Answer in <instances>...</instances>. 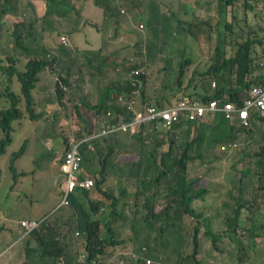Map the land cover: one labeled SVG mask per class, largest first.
Masks as SVG:
<instances>
[{
	"label": "trees",
	"instance_id": "obj_1",
	"mask_svg": "<svg viewBox=\"0 0 264 264\" xmlns=\"http://www.w3.org/2000/svg\"><path fill=\"white\" fill-rule=\"evenodd\" d=\"M15 1L0 0V39L8 37L5 25L12 22L13 26L12 41L8 45L2 44L3 47L12 46L0 51V156L9 158L12 179L21 175L15 167V159L25 151V143L18 150L12 149L11 144L13 132L21 127L24 117L32 122H40L49 114V121H52L49 127L55 133L57 123L68 121L66 113L71 108L80 121L83 129L81 133L87 132L89 134L86 136H89L95 130L90 131L89 124L82 116L86 107L94 116L102 115L107 110L118 114L124 112L126 105L132 102L131 106L142 114L141 131L128 143L119 134L110 133L92 137L91 145L75 142L69 146L75 149L74 163L66 170H59L64 177L58 175L57 188L70 175H74L81 184L77 185L66 204L39 219L23 218L19 221L23 237H27L24 242L27 262L183 264L189 261L191 264H202L197 257L202 213L196 207L207 200L210 186L208 180L203 183L202 175L193 176L187 172V161L195 158L204 160L217 144L230 140L240 142V132L244 135V141L257 142L261 130L263 145L254 153V163L260 170H256L254 175L259 180L264 178V125L260 122H264V0H218L215 37L212 35L211 18L193 12L196 6L201 5V0H192L187 6L181 4V0H93L99 6L89 13L81 12L79 5L86 0H44L46 11L38 19L40 34L36 38L43 39L44 34L48 33L51 37L45 41L55 37H59V40L52 46L48 42L50 48L40 47V54H35V50H27L23 44L24 28L30 25H25L21 18L7 19L8 11ZM175 2L180 5H174ZM212 4V0H209L208 5ZM182 9L191 12L190 17L185 19L187 37L194 38L193 42H200L199 49L202 52L203 43L208 45V50L197 61L190 57H177L178 49L173 43L177 40V33L173 31H177L175 26L183 24ZM252 11L256 19L254 23H249ZM68 12L72 14L68 16ZM90 15L107 22L109 26L106 32L112 31L115 35L108 37L105 34L106 41L102 43L104 49L94 53L95 60L86 68V71L93 70L105 77L103 86L98 84L97 90L89 93L79 92L77 97L72 91L76 84L74 74L84 64V59L79 61L84 53L75 48L79 44L77 35L73 39L69 36L84 33ZM56 18L69 19L67 27L56 22ZM55 22L58 26H54ZM127 27L130 32L137 31V36L130 40L133 50L128 49L126 65L124 56L119 57V52L127 46L124 43ZM145 28H150L151 33L146 32ZM68 45L71 47H65ZM18 48L28 57L17 55ZM134 52L141 57L136 66H133L136 58ZM156 57L163 61L160 71L165 74L156 84L153 99L149 100L145 96V88L151 79L146 78V63L154 61ZM121 64L128 70V78L122 77L118 82V75L115 74L110 79L113 73L123 74L120 71ZM42 70H60L61 73L55 86L43 94L39 104H35L33 90ZM83 71L78 72V80ZM184 82L186 87L192 89L200 87V92L182 97L195 96L207 101L226 94L228 100L246 112L245 117H238L231 126L224 123L222 120L225 117L218 113L213 123L197 124L182 120L171 131L163 124L162 112L176 105V98L171 99V96L175 97L183 91ZM90 95L96 96V103L88 106L86 98H90ZM118 95H122L123 103H115ZM24 138L28 140L29 131ZM67 142L68 139L65 146ZM150 143L160 148L169 146L167 151L163 149L165 152L161 155L160 166L156 165V150L147 152ZM48 146L52 149L47 175L55 185L53 166L56 156L53 146ZM126 149L135 152L136 158L119 157V153ZM64 151L60 160L63 159ZM215 158L221 159L219 156ZM123 160H129L130 165H125ZM25 174L22 172V177ZM93 188L100 197H91ZM254 190L246 202L257 201ZM25 205L23 196L22 207L18 210ZM243 208L244 202L238 201L233 225L229 224L230 217L226 215L223 221L226 228H222V234L229 238L236 249L238 264L249 262L250 245L245 244L243 235L236 232L238 225H241L239 215ZM222 213L223 210L221 216L224 215ZM186 215L195 216L197 224L188 233L192 251L184 255L187 243L182 231ZM244 220L254 222L253 228L249 229V237L255 244L258 238L264 236V217L256 219L248 215ZM2 229L5 230V224L0 217V231ZM222 234L214 231L207 221L205 235L211 239L212 247L217 248V241ZM116 236H119L118 240ZM134 239L137 244L128 243L130 240L135 242ZM71 242H74L75 247ZM0 244L5 250L6 245L2 243L1 237ZM125 244L130 247H122Z\"/></svg>",
	"mask_w": 264,
	"mask_h": 264
},
{
	"label": "rangeland",
	"instance_id": "obj_2",
	"mask_svg": "<svg viewBox=\"0 0 264 264\" xmlns=\"http://www.w3.org/2000/svg\"><path fill=\"white\" fill-rule=\"evenodd\" d=\"M236 2L239 3V1ZM198 12L200 13V10ZM186 13L187 16L190 17L191 12L188 11ZM199 15L208 17V14L205 12H201ZM210 15L212 16V14ZM255 19L256 17L252 11L248 21L249 23L252 21L255 22ZM25 20V25L29 24L33 28V33H31L32 36L40 34L38 19L31 11L27 13ZM211 25L212 35L216 36L217 27L215 19L212 17ZM175 28L177 31L174 30L173 33H177V40L173 41V43L178 49V52H176L177 57L181 59L190 57L197 61L202 53L200 54L198 52L197 42L192 41L194 38L189 39L187 37V24L185 20L182 25H177ZM5 30L8 32V37L6 39H0V49L4 48L2 44L8 45L12 41V22L9 25H5ZM145 31L151 33L150 28H145ZM136 36L137 31L135 30H131V32L125 34L124 43L127 44V46L119 52V57L124 56V62L126 65L128 49L133 50V47L130 45V40H133ZM58 40L59 37H55L48 40V42L50 46H52L56 44ZM79 40L80 39H77V41ZM25 43L29 47L34 46V44L28 42L26 39ZM166 50L168 51V49ZM207 50L208 49H206V51ZM134 53L136 58L133 66H136L140 62L141 57L138 53ZM16 54L21 58H26L27 55L20 48L16 50ZM162 65L163 61L159 57H156L152 62L146 63V70L148 71L146 78L148 79L149 77L151 79V81L146 84L145 88V96L149 100L153 99L156 84L165 74V72L160 71ZM120 66V71L124 73L126 78H128V70H125L126 67L124 65L121 64ZM190 69H192V66H190ZM185 83L186 82H184L183 91L177 96L173 97L171 96V93H169L172 97L171 99L185 94H195L200 92V87L192 89L191 87H186ZM48 89H50V86ZM86 103L88 106H91L93 105V100L88 98L86 99ZM82 116L89 124L90 131L99 128L96 117L87 107L83 109ZM49 118L50 115L48 114L45 117V120L32 122L26 120L24 117L21 127L13 132V141L11 144L12 149L18 150L20 146L25 143V151L15 159V167L17 172H20L21 174L18 175L16 179L11 178L12 173L9 170V158H7L6 155L0 156V217L5 224V230L2 229L0 231V237L2 243L6 245L5 250L1 252V264H32L31 262H27L28 259L25 252L27 237H23V229L19 221L23 218L39 219L42 215L49 213L55 205L58 204L60 189L57 187H59L60 177H64L63 174L59 173V170H64L63 165L67 158L68 151L64 152L63 159H60L64 151L63 149L66 147V140L74 138L79 145H82L85 142L91 145V138L86 136L89 133H81L83 129L80 126V121L78 120L77 115H74L73 109L70 108L66 113V119H68V121L57 123L55 133L52 132L49 127L52 122L49 121ZM260 122L264 125V122L261 120ZM100 130L103 131L104 129L100 128ZM28 131L29 138L27 140V138L24 137L28 135ZM36 132H38L37 136ZM41 134L45 136H42ZM239 136H241L240 142H238V140H236V142L240 144L238 147L234 148V156L231 153L230 156L232 157V160L230 162H224V160L215 158V155H211L207 159L202 160L205 164L201 170H198L199 166L192 164L191 160L187 161V172L194 174L196 170H198V173L201 174L202 179H204L203 183L208 180V185L210 186V193L206 196L207 200L201 204L197 203V205H199L196 207V210L202 213V218L200 220L201 226L198 231L200 248L197 255L202 264H238L236 249L233 246V243L229 241L227 236L222 234L223 221L225 218L220 215L221 210H223L222 214L229 216V224L233 225V218L235 216L234 212L237 208L238 201L244 202V208L240 211L239 219H241V225H238L239 229L236 230V232L243 235L245 244L250 245L248 252L249 262L247 264H264V236L258 238L255 244H253L252 239L249 237V229L253 228L254 222L244 220L248 215H253L256 219L264 217V178L259 180L257 176L254 175L256 170H260V168L254 163V153L260 149L261 145H263V133L261 130L258 132L257 142L254 143L244 141L245 138L242 132L239 133ZM47 144L53 146V153L56 156L55 165L53 166V172L56 173V176L54 177L55 185L51 183V180L47 175L50 168L49 160L51 159L52 149ZM168 147L169 146L164 145L160 148V146L155 143H150L148 145L147 152L152 149L156 150L155 159L157 160V166H160L159 162L161 155L163 152L167 151ZM163 149H165V151ZM36 151H39V153ZM178 156H180V154H178ZM169 159L171 160L172 158ZM200 161L201 160H199V162ZM22 172L27 174L22 177ZM89 175L94 179L91 174ZM74 185L75 180L72 177L63 179L62 188L64 189V195L69 187ZM254 188L255 190L253 194L257 197V201L255 203H252L251 201L246 202V200H249L251 191ZM98 194L99 193L94 188L90 193L92 198L100 197ZM23 196L26 199V205L23 209L18 210L22 207ZM62 201L65 203L67 202L65 198H62ZM207 221L210 222V226L214 231L222 234L221 238L217 241V248L212 247L211 239H208L205 235V225L207 224ZM183 224L184 227L182 233L187 243V246L183 250V254L186 255L192 251V245L189 246L188 233L197 224V219L195 216L186 215ZM116 230L117 227L115 226V231ZM119 236H116L115 238L118 240ZM128 243L132 245L137 244L136 240L135 242L130 240ZM122 247L129 248L130 246L125 244ZM73 250H75L74 247ZM40 264L43 263L40 262ZM183 264L191 263L185 261Z\"/></svg>",
	"mask_w": 264,
	"mask_h": 264
},
{
	"label": "clouds",
	"instance_id": "obj_3",
	"mask_svg": "<svg viewBox=\"0 0 264 264\" xmlns=\"http://www.w3.org/2000/svg\"><path fill=\"white\" fill-rule=\"evenodd\" d=\"M17 1L29 4L32 8V13L34 14V16L37 17V19H40L41 17L44 16L45 11H46L44 0H17ZM199 10H201L200 5L196 6L194 8V10H193L194 14L199 15L200 14L198 12ZM188 11L189 10H186V9L183 10V14L181 15L183 20L188 18L187 13H186ZM209 11H210V13H207L208 17H210V18L212 17L214 19V15L212 13V7H210ZM216 12H217V4H215V24L217 27L218 25L216 23V21H217L216 20ZM210 14H212V16ZM25 19H26V17L24 16V18H23L24 22H26ZM250 23H254V21H252ZM210 24H211V22H210ZM26 25H29V24H26ZM128 30L130 32L129 28H128ZM24 31H25V33H24L23 44L27 47V50L28 49L32 50L31 48L36 47L37 44H39V49H40V47L45 46V45H46L45 47L48 46L47 48H50L49 44L47 42L43 41V39L36 38V36H32L29 34V32L33 33V28L31 26L29 28H25ZM105 34H107L108 37H114V35H115V33L112 31H109L108 33L105 32ZM25 39L28 42L34 44V46L29 47L25 43ZM197 44H198V52L200 54L202 53L200 55V58H201L204 55V53L206 52V49H208V45L206 43H203V45H202L203 46V52H202L199 49L200 42H197ZM68 47H71V46L68 45ZM38 54H40V50H39ZM27 57H28V55H26V58ZM110 68H113V67H110ZM60 73H61L60 70H56L54 72H51V76H52L51 82L53 83L54 86H55V81L58 79V76ZM123 75H124V73H123ZM124 78H126V76H124ZM115 103L116 104L123 103L122 95L117 96ZM243 111L244 110H242L238 104L233 103L232 101L228 100V97L226 94L223 95L221 98L212 97L211 99H209L207 101H203L202 98L195 97V96H192L190 98H184L182 96H179L176 98V105L171 110L162 112V117H163V124L165 126H168L172 131L175 128V126L177 124H179L182 120H185L188 122H194L197 124H200L203 122H212L213 123L216 120V117H217L216 115L218 113H221L225 117V119L223 118L222 121L227 122L229 125L232 126L238 117H242V118L245 117V114L242 113ZM137 113H141V112L136 107H132L131 109H129V108H127V105H126L125 111L118 113V114L111 113L109 110L104 112L102 115L96 114L95 117H96L97 123L99 124V128L97 130H95L92 135H89L87 137L92 138V137H99L100 134L113 133V135H115L118 133H123V134H126L130 140L131 138H133L135 136L136 133L141 131L142 115L140 118H138ZM122 124L128 125L127 129H125V130L122 129L121 128ZM131 125L134 128L133 130H131ZM100 128L107 130V132L101 131ZM221 133L222 132H219V134H221ZM0 138H1V136H0ZM70 139L68 140V142L66 144V148H65L64 152L71 150L69 148ZM72 139L74 142H76L74 140V138H72ZM148 143L149 142H147V144ZM236 147H238L236 140L226 142L225 144H221V145L217 144L215 146V149L213 147V149H211V151L208 152V156H211V155L219 156V158H221L219 160H225L224 162H230L232 160V157L230 155L232 153V155L234 156L233 151H234V148H236ZM207 158H205V159H207ZM74 159H75V156H74ZM199 160H201V161L199 162ZM191 163L196 165V166H199L198 170H201L203 165L205 164V162L199 158L193 159V161H191ZM60 170H62V169H60ZM198 170H196V172L192 175L193 176H196V175L200 176L201 174L198 173ZM67 177H72L75 180V185L70 186L69 189L67 190L66 194L64 195V189L62 188V182L60 183L58 204L52 210H54L56 207H58L62 204H66L70 200L69 199L70 195L77 188V185L81 184V182L76 180L74 175H70ZM67 177H65V178H67ZM62 198H65L67 200V202L65 203L64 201H62ZM223 227L226 228V225H224V223H223ZM72 244L75 247L74 242H72Z\"/></svg>",
	"mask_w": 264,
	"mask_h": 264
},
{
	"label": "crops",
	"instance_id": "obj_4",
	"mask_svg": "<svg viewBox=\"0 0 264 264\" xmlns=\"http://www.w3.org/2000/svg\"><path fill=\"white\" fill-rule=\"evenodd\" d=\"M192 0H185L182 1L181 0V4L187 6L188 3H190ZM209 0H201V12H205L210 13V7H212V13L214 15V19H215V4H218V0H212V5H208ZM216 2V3H215ZM79 5L81 6V12H91V10L95 7L98 8L99 5H96L94 3L93 0H86L83 1L81 3H79ZM174 5H180L178 4V2H175ZM183 10L182 9V13L183 14ZM31 11L32 12V8L29 4H26L24 2H18L15 1L13 3V7L11 9H9L8 11V15H7V19L11 20L15 17L17 18H21L23 19L24 16H27V13ZM72 13L68 12L67 15L70 16ZM204 16V15H203ZM206 17V16H204ZM84 20L86 19V17H83ZM4 19V20H7ZM218 19L217 16V12H216V20ZM69 19L67 18H56V22H58L60 25H62L64 28L67 27V21ZM55 22L54 26H58V24ZM109 24L107 22H105L104 20H100L98 17L89 16V21L87 23V26L85 27V31L84 33L78 32V33H73L71 34L69 37L70 39H73L75 35H77V39L79 40V44L78 46H76L75 48H77L80 52H83V58H80L79 61L81 62L84 59V64L81 65L78 69H76L75 74H74V81H75V86L73 88V92L75 93V95H77L78 97V93L79 92H91L94 90H97V85L100 84L103 86L104 81H105V77L103 75H101L99 72L95 73L91 71H86V68H88V65L90 62H93L94 59V53L98 52V49L103 50L104 46H103V42L106 41V36H105V32L108 28ZM126 31L129 30L128 28H126ZM49 37H51V34L45 33L44 37H43V41H45L46 39H48ZM47 42V41H45ZM48 43V42H47ZM73 45H77L75 43H73ZM12 45H9L8 47L5 46L4 48H1L0 51L6 50L7 48L11 47ZM46 46V45H45ZM109 46L111 47L112 45L109 44ZM48 47V46H47ZM32 50H35V54L39 53V44H37L36 47H32ZM93 58V59H92ZM80 70H84L83 71V75L81 77L80 80H78L77 78V74ZM117 74V78L116 81H120L122 77H124L123 74L119 75V73H113L110 76V79H112L114 77V75ZM52 81V76H51V72L48 70H42L40 72V77H39V81L36 85V87L33 90V96H34V100H35V104H39L40 103V98L43 97V94L52 89L53 88V83L51 84ZM50 86V89H48ZM90 98L93 100V105L96 103V96L92 97L90 95ZM88 99V98H86ZM2 107V104L0 102V108ZM227 123V122H224ZM119 137H121L126 143L129 142V137L126 134L123 133H118ZM233 141V140H230ZM228 141V142H230ZM221 144H225L224 143H220ZM213 149V148H212ZM215 149V146H214ZM211 151V149H210ZM209 151V152H210ZM125 156H129L131 158H136L135 156H137V154L135 152L130 151L129 149H126L124 151H122L121 153H119V157H125ZM124 161V160H123ZM225 161V160H224ZM125 165H130V161H124ZM116 165L119 167V162H116ZM223 217L225 215H222ZM4 250V248L1 246L0 244V258H1V252ZM1 264V263H0Z\"/></svg>",
	"mask_w": 264,
	"mask_h": 264
},
{
	"label": "built area",
	"instance_id": "obj_5",
	"mask_svg": "<svg viewBox=\"0 0 264 264\" xmlns=\"http://www.w3.org/2000/svg\"><path fill=\"white\" fill-rule=\"evenodd\" d=\"M131 104H132V102H129V103L127 104V108L131 109V108H132ZM242 113L245 114V111H243ZM141 115H142L141 113H137V117H138V118H140ZM127 127H128V125H126V124H122V125H121V128L124 129V130L127 129ZM133 129H134V128H133V126L131 125V130H133ZM103 132H107V130H103ZM74 143H75V142H74L73 139L71 138L70 141H69V144H70V145H74ZM76 144H78V143H76ZM74 156H75V149L72 148L70 151L67 152V158L65 159V163H64V165H63L64 170L68 169L69 167H71V166L73 165V163H74Z\"/></svg>",
	"mask_w": 264,
	"mask_h": 264
}]
</instances>
